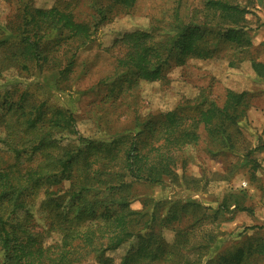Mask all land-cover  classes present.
Wrapping results in <instances>:
<instances>
[{
	"label": "rangeland",
	"instance_id": "374dc122",
	"mask_svg": "<svg viewBox=\"0 0 264 264\" xmlns=\"http://www.w3.org/2000/svg\"><path fill=\"white\" fill-rule=\"evenodd\" d=\"M227 1L248 10L238 27L245 32L241 45L226 39L229 24L207 16L205 0H138L130 8L116 0H32L42 8L58 5L78 21L98 26L87 42L50 45V62L43 72L33 62L27 69L19 62L0 73V170L15 163L6 126L17 123L23 93L30 103H43L46 120L57 110L70 111L79 131L54 134L61 148L80 152L68 179L45 184L57 195L37 188L27 198L17 214L25 236L36 235L51 252L61 243L64 227L85 230L104 223L108 212L119 211L109 200L123 195L128 208L121 213H139L133 215L135 235L116 249H109L107 239H102L87 247L75 264H110L107 259L121 264L137 253L152 231L157 235L154 241L167 245V251L157 260L141 257L131 264H264V254L256 251L264 243V76L252 66L254 61L264 63V0ZM23 2L0 0V40L13 35ZM100 6L107 8L105 17L96 9ZM177 21L208 23L204 44L211 49L210 57H191L179 64L177 49L166 52ZM134 30L152 32L161 43L169 63L160 80L135 81V75L119 64L123 49L117 40ZM0 50V59L11 54L9 48ZM73 54L70 73L53 78ZM229 92L243 96L228 109L230 119L221 110ZM213 110V120L204 122V115ZM172 112L179 122L170 129L166 120ZM184 133L191 137L185 139ZM134 140L141 154L149 156L143 164L148 162L160 182L129 173L125 148ZM61 148L46 147L45 158L38 155L33 163L61 157ZM30 158L23 156L14 170L23 171L32 164ZM117 183L120 188L111 192L108 186ZM84 184L89 187L74 197L70 190Z\"/></svg>",
	"mask_w": 264,
	"mask_h": 264
},
{
	"label": "trees",
	"instance_id": "16d2710c",
	"mask_svg": "<svg viewBox=\"0 0 264 264\" xmlns=\"http://www.w3.org/2000/svg\"><path fill=\"white\" fill-rule=\"evenodd\" d=\"M137 1L116 0L120 6L128 8L134 6ZM96 9L100 16L105 17L107 8L100 6ZM205 9L208 12L207 16H217L221 22L230 25L225 33L227 40L239 45L245 42V32L238 27L246 19L248 13L246 7L227 0H205ZM20 15L19 25L14 30L13 35L0 40L2 52L7 48L11 51L10 55L0 59V73L12 63L19 62L23 64L25 69L29 68L28 62H33L39 72H43L50 62V45L53 47L68 40L87 42L98 26L96 22L95 24H88L78 21L72 11L64 10L58 5L42 8L35 6L32 0H24ZM174 24L173 34L169 36L166 45L168 54L177 49L179 51L177 56L179 64H184L191 57H210L211 49L204 44L207 38L205 34L207 22L197 24L177 21ZM13 39L14 42H11ZM158 41L154 33L143 30L126 32L117 40V43L123 49L119 64L127 69L126 71H130L135 75V81L153 82L163 77L164 69L169 61L163 54L164 52L160 48L161 43ZM74 57L75 54L72 55L70 62L64 69L56 70L58 72L53 74V78L58 79L60 76L70 73ZM252 66L258 75L264 76V63L254 61ZM26 96L27 93H23L18 100L21 113L18 116L17 123L14 126H11L12 123L10 126H6V131H8L6 143L13 144L12 151L15 155V163L0 170V252L3 253L2 264H75V261H78L77 257L86 251L87 247H95L96 243L102 239L105 241L107 239L109 249H116L135 235L132 231L133 215L135 213L139 214L133 212V210H129L128 213H121L128 208V202L123 195H118L109 200L110 205L112 203L117 204L115 207H119V211L108 212L103 217L104 223L96 227L89 226L85 230L79 228L71 230L69 226L64 227L61 234V243H57L51 252L45 246H41L36 235L30 233L24 235L27 230L22 221L18 220L17 214L25 207L27 198L37 188H44L46 195H57L56 191L48 189L45 184L56 185L68 179L73 172L75 159L80 152L72 147L61 148L58 145L60 142L54 137L55 133L65 129H69L71 133L76 135L78 134L74 115L70 111L60 109L46 120L43 103L36 106L30 103ZM242 97V94L229 92L228 104L221 109L222 114H225L229 119L233 118L228 109L239 104ZM215 111L213 110L212 114H205L202 120L208 123L211 122L215 117L213 115ZM176 122H179L176 114L173 112L168 113L167 127L172 129ZM183 137L188 139L191 136L189 133H184ZM46 147H51V149L61 148L64 154L61 157L48 158L49 162L34 164L33 158L38 155L44 157ZM125 153L124 163L132 176L139 179L144 177L153 183L161 181L159 174H156L153 168L148 167V162L143 164L144 157L149 158V156L141 154L135 140L125 148ZM23 156L32 157L29 159L32 164L23 171L16 170L18 172L16 174L14 168L18 166ZM59 167L61 170L57 172ZM92 167L93 163L90 164L89 169ZM116 175L118 179H122L124 174L119 173ZM75 186L77 184L74 185V188ZM120 186V183L112 184L108 186V189L115 193V190ZM88 187V184H84L80 187V190L71 189L70 192L74 197H77L80 193H83V189ZM61 189L58 188L57 190L61 192ZM226 207V204L221 206L222 209H226ZM237 208L252 213L249 208L243 206H237ZM176 218L177 216H173L172 220L174 221ZM154 219L155 216L152 214L149 220L151 225ZM170 220L171 217L165 219L166 222ZM156 237L157 235L153 231L150 232L145 239V243L141 242L139 244L141 248L136 251L137 253L125 257L121 264H131L133 260L141 259V257L151 261L160 258V254L167 251V245L154 241ZM256 251L264 254V243L257 246ZM168 252L171 254L170 250ZM169 259L165 258V260ZM107 261L114 264L112 259H107ZM137 264H140V262Z\"/></svg>",
	"mask_w": 264,
	"mask_h": 264
}]
</instances>
